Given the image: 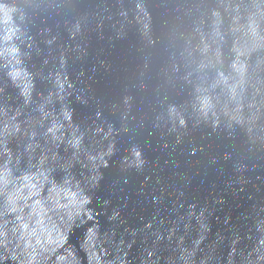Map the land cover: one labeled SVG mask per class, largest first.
I'll use <instances>...</instances> for the list:
<instances>
[{"label": "water", "instance_id": "1", "mask_svg": "<svg viewBox=\"0 0 264 264\" xmlns=\"http://www.w3.org/2000/svg\"><path fill=\"white\" fill-rule=\"evenodd\" d=\"M0 264H264V0H0Z\"/></svg>", "mask_w": 264, "mask_h": 264}]
</instances>
